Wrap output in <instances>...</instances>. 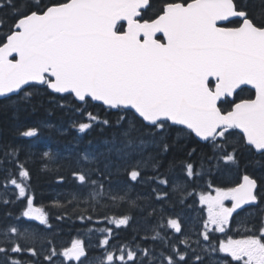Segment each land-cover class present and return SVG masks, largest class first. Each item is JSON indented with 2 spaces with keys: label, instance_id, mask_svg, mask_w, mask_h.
<instances>
[{
  "label": "snow or ice",
  "instance_id": "6c2138e0",
  "mask_svg": "<svg viewBox=\"0 0 264 264\" xmlns=\"http://www.w3.org/2000/svg\"><path fill=\"white\" fill-rule=\"evenodd\" d=\"M0 110V264H264V0H0Z\"/></svg>",
  "mask_w": 264,
  "mask_h": 264
},
{
  "label": "trees",
  "instance_id": "16d2710c",
  "mask_svg": "<svg viewBox=\"0 0 264 264\" xmlns=\"http://www.w3.org/2000/svg\"><path fill=\"white\" fill-rule=\"evenodd\" d=\"M67 95V94H65ZM249 98L254 97V91L250 88H244L242 92H239L238 98ZM58 98V95H57ZM37 100L44 101L43 107L39 108L36 112L22 113L20 119L29 125L33 122L43 121L45 123H52L57 125V127L63 126L67 127L69 124V115L66 114L65 111H61L60 109H54V106L48 104L46 101L48 100V96L43 95L37 97ZM71 101H69L70 103ZM52 109V114L49 115L46 110ZM93 110V109H89ZM95 110H99L98 108ZM16 123L15 120L12 119L11 113L0 110V133L3 134V138L6 140H13L17 144L21 145H34L33 151L39 152L44 150L47 147H52L56 149L58 147H63L66 143L72 141L73 137L77 135L75 131H72L70 135H59L56 132L49 131L48 129H42L41 135L33 140H29L22 137H15L13 126ZM238 131V130H235ZM92 137L96 136V132L91 134ZM90 137H85L88 139ZM259 174V171L258 173ZM227 179L231 181H235V176H230ZM32 185L34 186L37 194V202L48 203L50 200L54 199L59 193L63 191L67 186L58 185L55 183V178L51 175H45L41 172L38 166H33L32 171ZM4 193L0 190V197H3ZM190 204L194 203L192 200L189 201ZM196 215H200L199 212L195 213ZM0 216H2V212H0ZM53 224L56 225L58 230V235L56 236V245L57 247L65 246L70 244L71 240L76 237L77 229L80 228L79 222L76 223L75 227L72 226L70 222L57 224L56 221H53ZM130 236V232L123 231L121 232L122 241L128 239Z\"/></svg>",
  "mask_w": 264,
  "mask_h": 264
},
{
  "label": "water",
  "instance_id": "95a60500",
  "mask_svg": "<svg viewBox=\"0 0 264 264\" xmlns=\"http://www.w3.org/2000/svg\"><path fill=\"white\" fill-rule=\"evenodd\" d=\"M246 87H248V86H246ZM250 88V87H249Z\"/></svg>",
  "mask_w": 264,
  "mask_h": 264
},
{
  "label": "rangeland",
  "instance_id": "374dc122",
  "mask_svg": "<svg viewBox=\"0 0 264 264\" xmlns=\"http://www.w3.org/2000/svg\"><path fill=\"white\" fill-rule=\"evenodd\" d=\"M234 227H235V225H234Z\"/></svg>",
  "mask_w": 264,
  "mask_h": 264
}]
</instances>
